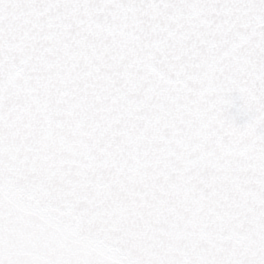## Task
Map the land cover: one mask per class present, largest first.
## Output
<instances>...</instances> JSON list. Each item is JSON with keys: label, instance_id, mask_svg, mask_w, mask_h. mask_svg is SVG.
Instances as JSON below:
<instances>
[{"label": "snow or ice", "instance_id": "1", "mask_svg": "<svg viewBox=\"0 0 264 264\" xmlns=\"http://www.w3.org/2000/svg\"><path fill=\"white\" fill-rule=\"evenodd\" d=\"M0 264H264V0H0Z\"/></svg>", "mask_w": 264, "mask_h": 264}]
</instances>
